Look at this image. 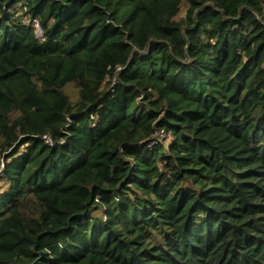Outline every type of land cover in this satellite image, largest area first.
I'll return each instance as SVG.
<instances>
[{
	"label": "trees",
	"instance_id": "16d2710c",
	"mask_svg": "<svg viewBox=\"0 0 264 264\" xmlns=\"http://www.w3.org/2000/svg\"><path fill=\"white\" fill-rule=\"evenodd\" d=\"M0 155V264H264V0H0Z\"/></svg>",
	"mask_w": 264,
	"mask_h": 264
},
{
	"label": "built area",
	"instance_id": "2783aa9c",
	"mask_svg": "<svg viewBox=\"0 0 264 264\" xmlns=\"http://www.w3.org/2000/svg\"><path fill=\"white\" fill-rule=\"evenodd\" d=\"M23 21L24 23H29L34 28V34L37 38H41L42 30L40 28V25L37 19L27 20L26 18H24ZM165 139H166L165 134L162 131H158L155 133V136L150 141L149 146L156 144L157 142L163 141Z\"/></svg>",
	"mask_w": 264,
	"mask_h": 264
},
{
	"label": "rangeland",
	"instance_id": "374dc122",
	"mask_svg": "<svg viewBox=\"0 0 264 264\" xmlns=\"http://www.w3.org/2000/svg\"><path fill=\"white\" fill-rule=\"evenodd\" d=\"M182 15H183V14H182ZM69 89H70V88H69ZM168 141H169V138H166V140H165V144H166V142H168ZM1 160H2V158H1V155H0V163L2 162ZM1 167H2V166H1ZM1 167H0V168H1ZM2 189H3V187L0 188V190H2Z\"/></svg>",
	"mask_w": 264,
	"mask_h": 264
},
{
	"label": "water",
	"instance_id": "95a60500",
	"mask_svg": "<svg viewBox=\"0 0 264 264\" xmlns=\"http://www.w3.org/2000/svg\"><path fill=\"white\" fill-rule=\"evenodd\" d=\"M42 256V254H40ZM32 264H39V259H36Z\"/></svg>",
	"mask_w": 264,
	"mask_h": 264
}]
</instances>
